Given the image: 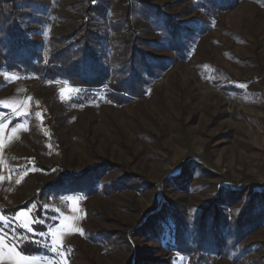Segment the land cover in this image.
Masks as SVG:
<instances>
[{
	"label": "rangeland",
	"instance_id": "1",
	"mask_svg": "<svg viewBox=\"0 0 264 264\" xmlns=\"http://www.w3.org/2000/svg\"><path fill=\"white\" fill-rule=\"evenodd\" d=\"M216 4L0 0V229L38 244L19 250L29 264H190L176 221L192 233L215 215L222 250L201 264H264V0ZM13 17L43 63L91 33L106 83L8 64ZM131 50L148 72L118 86ZM87 171L85 192L47 188Z\"/></svg>",
	"mask_w": 264,
	"mask_h": 264
},
{
	"label": "trees",
	"instance_id": "2",
	"mask_svg": "<svg viewBox=\"0 0 264 264\" xmlns=\"http://www.w3.org/2000/svg\"><path fill=\"white\" fill-rule=\"evenodd\" d=\"M229 1L230 0H214V2L217 3V7L228 3ZM3 18L7 20V17ZM90 35L91 33L89 32L82 34L81 37H84V39L78 42V45L80 46L78 53H74L75 48L73 45H67L62 47L63 49L61 50L56 49L53 51L50 54V59H48L49 63L47 62V64L43 63V56L41 53H39L35 46L31 44L32 42L24 40L22 32L18 26V22L13 17L8 24L7 31L1 34V37H3L1 41V47L3 48L7 46L5 49L7 51L6 60L8 61V64L19 66L20 68L24 67L26 71H44V73L50 78L56 76V72L58 70L60 72L62 71L64 75L70 72H75V74L79 75V73L82 72L80 76L91 72L88 73L89 77H84L86 85L80 83L79 80L70 79V81H72V84L74 85L99 87L103 83H106L104 80L108 75L109 68L98 59L99 57H96V38H94V40L93 38H90ZM170 35H172L173 41L176 42V44L182 42L180 36L181 34L178 29H173V32L170 33ZM134 50L136 51V49ZM134 50H131L130 53V61L128 63L129 75L124 80L115 83L118 86H138L145 80L142 77L139 68L147 70L145 72H148L147 66L149 63H151V61L148 59V57H146V55L142 54V52H135ZM142 59L143 61L140 64ZM115 84L112 83L111 86L114 87ZM137 92H139V89ZM61 176L64 179L58 181L59 183L54 184L53 188L47 187L51 189L50 192H57L58 190L56 189L59 188H61V192H69L71 190H80L85 192L88 190L87 184H91L92 180L95 178H91L92 180L90 182L89 178L91 175L89 171L83 175L75 176L74 179H72V175H66V177H64V175ZM47 190L48 189L44 190L43 194ZM201 223L202 224L200 225V228L198 230L192 231V233H190L181 222L176 221L173 228L174 247L177 251L186 253L190 256V264H201L203 261H206L208 255L211 252H218L219 250H222L224 239L223 236H221V233L225 227L224 222H222L221 219L215 215L213 221H209L208 223L202 221ZM243 227L246 226L241 225V228ZM35 228L37 227L34 224V229ZM32 242L33 241H29V243L21 245L18 244L19 250L26 255H35L39 253L40 247L38 244ZM143 264L153 263L143 262Z\"/></svg>",
	"mask_w": 264,
	"mask_h": 264
},
{
	"label": "crops",
	"instance_id": "3",
	"mask_svg": "<svg viewBox=\"0 0 264 264\" xmlns=\"http://www.w3.org/2000/svg\"><path fill=\"white\" fill-rule=\"evenodd\" d=\"M1 157L2 155L0 152V162H1ZM0 217H3V220L6 219L3 213L0 214ZM3 220H0V222ZM0 240H2V243H0V264H17L20 263L21 261L24 264H29L30 261H34V260H30V258H27V256L22 255L19 249L12 242H10L5 232L1 229H0Z\"/></svg>",
	"mask_w": 264,
	"mask_h": 264
},
{
	"label": "snow or ice",
	"instance_id": "4",
	"mask_svg": "<svg viewBox=\"0 0 264 264\" xmlns=\"http://www.w3.org/2000/svg\"><path fill=\"white\" fill-rule=\"evenodd\" d=\"M37 115L39 116V113H37ZM19 182V181H18ZM72 211L75 212V211H78V208L77 207H73L72 208ZM25 216H28L29 219H31V216H30V213H19L18 216H17V220L21 219L22 217H25ZM0 220H3V217H0ZM25 227H28L27 224L24 225ZM0 243H2V240H0ZM55 250V249H53Z\"/></svg>",
	"mask_w": 264,
	"mask_h": 264
}]
</instances>
